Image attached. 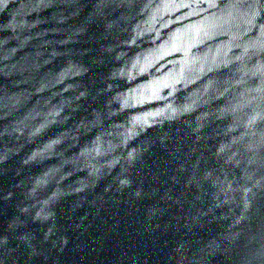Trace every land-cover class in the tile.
Wrapping results in <instances>:
<instances>
[{
  "label": "water",
  "instance_id": "obj_1",
  "mask_svg": "<svg viewBox=\"0 0 264 264\" xmlns=\"http://www.w3.org/2000/svg\"><path fill=\"white\" fill-rule=\"evenodd\" d=\"M0 264H264V0H0Z\"/></svg>",
  "mask_w": 264,
  "mask_h": 264
}]
</instances>
